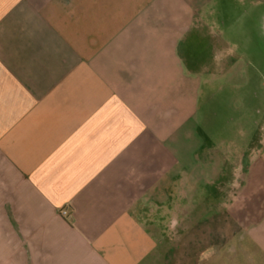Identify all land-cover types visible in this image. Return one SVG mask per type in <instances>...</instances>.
I'll return each mask as SVG.
<instances>
[{
  "label": "crops",
  "instance_id": "1",
  "mask_svg": "<svg viewBox=\"0 0 264 264\" xmlns=\"http://www.w3.org/2000/svg\"><path fill=\"white\" fill-rule=\"evenodd\" d=\"M219 1L0 0V264H264V0Z\"/></svg>",
  "mask_w": 264,
  "mask_h": 264
},
{
  "label": "rangeland",
  "instance_id": "2",
  "mask_svg": "<svg viewBox=\"0 0 264 264\" xmlns=\"http://www.w3.org/2000/svg\"><path fill=\"white\" fill-rule=\"evenodd\" d=\"M224 1H219V6L222 7ZM220 28H215L213 30L215 33H219L217 30ZM243 29L247 32H251V28L249 25H240L237 27L236 35H240V30ZM235 34V33H234ZM220 35V34H218ZM198 51H201L204 46L202 43L198 41ZM261 50L263 54V61H264V41L261 44ZM250 59V58H249ZM234 90H232V93ZM230 95V90H220L214 92L213 96H207V90H203L200 94V112L198 115V121L195 120V123H198L199 129L198 132L200 134V141L203 143L205 147H208V150H211V154L208 157L200 154V164H181L182 166V177L184 180L188 179L191 180L192 177L199 176V183L193 184L186 182L187 184L183 185L184 193L193 192L198 194L200 198H204V201H200L201 206H207V192L210 186L208 182H205L207 179L218 181L221 180L223 176V148L224 146V136L225 132H228L224 129V115L228 114V108L224 112V106L222 100L224 97H228ZM209 99V100H208ZM209 101H212L209 103ZM227 124V123H226ZM213 163H210V162ZM209 162V163H208ZM202 163V164H201ZM207 178V179H206ZM194 180V179H193ZM208 180V181H209ZM189 189V190H187ZM191 189V190H190ZM200 206V213L202 212V207Z\"/></svg>",
  "mask_w": 264,
  "mask_h": 264
},
{
  "label": "built area",
  "instance_id": "3",
  "mask_svg": "<svg viewBox=\"0 0 264 264\" xmlns=\"http://www.w3.org/2000/svg\"><path fill=\"white\" fill-rule=\"evenodd\" d=\"M62 213H63V215H65V214H66V211H65V210H63V211H62Z\"/></svg>",
  "mask_w": 264,
  "mask_h": 264
}]
</instances>
